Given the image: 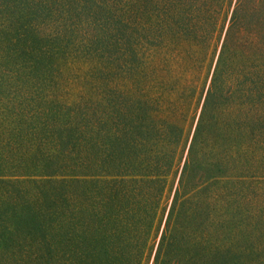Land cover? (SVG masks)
I'll return each instance as SVG.
<instances>
[{"label": "trees", "instance_id": "trees-1", "mask_svg": "<svg viewBox=\"0 0 264 264\" xmlns=\"http://www.w3.org/2000/svg\"><path fill=\"white\" fill-rule=\"evenodd\" d=\"M215 35L150 264H264V0H0V264L147 262L182 137L150 76Z\"/></svg>", "mask_w": 264, "mask_h": 264}, {"label": "rangeland", "instance_id": "rangeland-1", "mask_svg": "<svg viewBox=\"0 0 264 264\" xmlns=\"http://www.w3.org/2000/svg\"><path fill=\"white\" fill-rule=\"evenodd\" d=\"M220 38V35L219 37L215 35V38L213 40L211 39L207 45H203L202 50L198 46L193 45H168L165 55L167 59L163 68L158 70L156 72L157 74L150 76V78L155 77L160 81L158 89L153 90L158 94L159 100L164 108V112L159 115L166 117L170 121L173 120L178 124L182 128V137L172 170L167 178L164 194L158 207V218L153 231L154 237L149 241L150 254L145 264H150L151 262L171 204L174 188L184 161L186 148L190 141L191 133L209 82L210 72L217 54ZM177 51H179L178 54L175 53ZM82 74V72L77 71L74 74L59 78V95L61 94L63 97H66L65 99H74L78 95H83L84 97L89 96L91 94L89 89L91 81L88 77L85 80L86 78ZM125 80L122 77L115 78L118 84L124 83ZM28 184L30 183H22L19 186L26 187L29 192L28 196L33 197L38 192V188H32ZM258 191L261 192L259 198L264 199V183H262V187ZM246 221L248 219L243 222ZM226 224L233 226L234 222L227 220Z\"/></svg>", "mask_w": 264, "mask_h": 264}]
</instances>
